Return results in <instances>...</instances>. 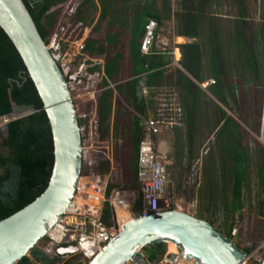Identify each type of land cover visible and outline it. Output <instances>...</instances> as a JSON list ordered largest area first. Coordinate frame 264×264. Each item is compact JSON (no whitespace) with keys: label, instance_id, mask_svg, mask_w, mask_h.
I'll return each mask as SVG.
<instances>
[{"label":"rangeland","instance_id":"374dc122","mask_svg":"<svg viewBox=\"0 0 264 264\" xmlns=\"http://www.w3.org/2000/svg\"><path fill=\"white\" fill-rule=\"evenodd\" d=\"M110 1L112 2L103 0L104 4ZM136 2L143 6L145 0H134L136 8L141 9ZM156 2L159 5V0H155ZM196 10L201 13L196 25L198 31L196 40L202 45L199 54L202 57H214L219 68L217 73L223 77L222 83L226 87L223 95L229 108L221 105L209 88H205L204 92L198 93L192 125L186 127L183 119L180 128L167 134L172 148L173 163L167 169L169 179L165 196L168 208L179 206L184 213L193 218L199 212L203 213L202 218L210 220L212 228L220 230L224 237L232 221L230 242L234 246L243 249L259 243L255 251L244 254V264H250L254 255L258 257L261 255L262 264L264 251L258 253V250L264 249V237L261 236L264 229V184L259 181L258 175L261 166L264 165V78L260 82L256 76L248 75L247 68L242 66L244 53L241 54L240 50L242 46L255 53L257 57L255 62L261 67L260 46L256 44L255 39H258V31L262 30L264 48V0H170V13L163 17L160 27L157 25V38L159 35L169 39L175 34L176 26L183 29L181 13H194ZM158 12H161V5ZM240 14L244 15L238 18L240 22L237 31L242 43L237 46L233 39L236 33L233 20ZM115 99L117 105L121 106L118 98ZM122 108L124 111L114 119L113 125L109 126L108 135L103 136L99 133L100 148L92 151L90 159L93 161L111 159L113 168L122 171L123 188L133 191L137 199L140 191L127 186L128 177L121 160V154L123 152L125 154L127 147L129 113L133 112ZM74 111L76 112V109ZM221 112L230 116L240 126L241 144L247 147L250 157L242 191L243 208L234 218L226 214L221 205L222 200L228 204L231 202L232 185L230 181L232 164L223 145L225 140L222 137L218 138ZM4 130L5 126L0 127L1 132ZM91 170L93 171L92 168ZM87 171L81 167L79 175H87ZM159 207L165 208L162 203H159ZM46 248H48L46 238L35 246V249L41 252ZM26 257L31 264H41L35 262L31 253ZM45 257L48 262L43 264L60 263L49 255ZM73 262L68 260L64 264Z\"/></svg>","mask_w":264,"mask_h":264},{"label":"trees","instance_id":"16d2710c","mask_svg":"<svg viewBox=\"0 0 264 264\" xmlns=\"http://www.w3.org/2000/svg\"><path fill=\"white\" fill-rule=\"evenodd\" d=\"M26 6L37 31L46 43L47 38L54 31L56 24L61 21L62 7L67 0H22ZM150 3L155 0H149ZM103 3V0H98ZM161 5V12L149 13L145 5L144 11L141 15L140 27L143 29L147 19H153L159 25L164 16L170 13V0H159ZM96 5L94 0H81L75 9L72 16V22H80L83 26H90L93 22ZM107 11L101 9V14H106ZM108 14V13H107ZM244 15V14H243ZM238 15L233 20V27L236 30L234 33L235 44L238 46L241 41L239 36L238 24L239 19L243 17ZM201 13L199 10L192 12H183L180 15L183 29L176 26L180 36L188 38H197L198 31L196 29L197 21ZM101 21L96 22L89 33L88 40H85V50L89 55L91 51L96 55H101L104 51L102 47L95 46L91 39L94 33L101 28ZM179 28V29H178ZM108 33V30L105 31ZM142 34V32H141ZM256 44L260 46L261 67L257 66L255 53L249 51L247 47L241 46L240 53H244L242 59V66L247 68L248 75L256 76L260 81L264 78V48H263V32L258 31V39ZM181 52V68L197 83L201 82L198 76L199 72V49L194 43L179 46ZM178 58V52H175ZM137 62L142 65H147V68L154 71L151 77L159 76L158 72L163 68L165 62L159 57L141 55L136 50ZM104 76L102 78L98 89L99 92L95 95V111L98 120V131L101 135L107 136L109 129V116L114 102L113 89L108 84L112 81L111 68L109 67V57L104 61ZM157 72V73H156ZM215 71L212 79L211 94L223 106L225 99L223 89L221 87L222 76ZM174 86L177 88L178 104L181 108V117L185 121L186 127H190L193 123L192 117L196 105V99L200 90L193 82L187 78L183 73L177 71L175 74ZM261 82V81H260ZM223 84V83H222ZM230 87V86H229ZM232 88V87H231ZM231 88H229L231 90ZM234 99V98H233ZM127 102V101H126ZM131 110L129 113V127L126 152L121 154L124 163V172L128 177L127 186L131 189H139V185L135 180L137 165H136V151L137 142L141 137V131L138 125V116L145 117V111L142 101L137 102L133 96L127 102ZM116 111L121 112L124 109L117 105L115 99ZM221 125L218 131V138H224V147L228 153V159L232 164L230 173V181H232L230 190V203L222 200L221 205L223 211L234 218L239 214L243 208L242 191L247 176V167L249 164V151L246 146L241 144V137L239 134L240 126L231 117L221 112ZM8 118V123L5 125L4 132L0 131V221L11 216L17 211L21 210L36 198H38L46 188L52 166V142L49 131L46 113L43 110L41 100L31 81L26 68L15 50L13 44L6 36L4 31L0 28V117ZM79 125V122H78ZM228 141V142H227ZM188 153V151H187ZM109 163L106 160L98 161L93 168V172L104 174L108 171ZM259 181L264 184V165L261 166L258 175ZM11 184L8 190H5L6 184ZM224 191H222L223 193ZM140 207V199L138 198L132 211L136 213ZM206 211V210H205ZM207 212V211H206ZM203 213L199 212L195 217L198 220L206 222L212 227V222L203 219ZM233 220V219H232ZM224 226V225H223ZM225 227V226H224ZM233 222L227 228V235L224 237L220 230H216L223 238L230 241L231 230ZM264 237V229L261 232ZM259 243H255L249 248H239L235 246L243 254H250L258 248ZM146 257V261L152 264L157 263L165 252V243L163 240H156L141 249ZM263 253V250H258ZM257 252V251H256ZM255 252V253H256ZM31 255L35 262L46 263L47 258L43 253L37 249H33ZM261 253V254H262ZM257 255V253H256ZM250 264H261V255L252 256ZM17 264H31L27 257L21 259Z\"/></svg>","mask_w":264,"mask_h":264},{"label":"built area","instance_id":"2783aa9c","mask_svg":"<svg viewBox=\"0 0 264 264\" xmlns=\"http://www.w3.org/2000/svg\"><path fill=\"white\" fill-rule=\"evenodd\" d=\"M80 1L67 0L62 7V20L56 24L45 43L46 50L56 59V65L76 109L80 168L88 170L87 175H79L81 183L76 182L66 209L45 237L48 248L42 253L56 259L59 264L68 260H73V264H86L117 237L123 225L133 219L155 216L164 211L186 214L179 206L168 208L165 196L169 144L164 136L183 125L181 108L177 102H160L156 115L152 117L136 115L141 131L136 151L135 180L140 189L137 197L140 199V207L136 213L132 209L137 199L133 191L123 188L122 171L113 168L111 159H103L109 163L106 173L98 174L91 170L98 163L90 159L91 153L100 148L95 95L99 92L102 74L95 71L101 64L100 60L89 59L85 55L88 28L80 22H72ZM156 30V22L147 19L138 44L141 55L152 54ZM171 65H175V62ZM213 83V80H209V84ZM8 121L7 117H0V127H4ZM159 203L165 208L160 209ZM125 213L127 219L124 222ZM169 254H164L159 264H201L192 258H186L177 247L174 253ZM136 256L144 258L141 249L137 250Z\"/></svg>","mask_w":264,"mask_h":264},{"label":"water","instance_id":"95a60500","mask_svg":"<svg viewBox=\"0 0 264 264\" xmlns=\"http://www.w3.org/2000/svg\"><path fill=\"white\" fill-rule=\"evenodd\" d=\"M0 28L35 86L52 142V166L45 190L33 202L0 221V264H17L46 237L66 209L79 177L80 139L75 111L56 59L46 50L22 0H0ZM146 93L144 78L136 79L137 102ZM156 240L174 244L186 258L201 264H244L245 255L214 228L175 211L129 221L86 264H126L137 250Z\"/></svg>","mask_w":264,"mask_h":264},{"label":"crops","instance_id":"0c3cea01","mask_svg":"<svg viewBox=\"0 0 264 264\" xmlns=\"http://www.w3.org/2000/svg\"><path fill=\"white\" fill-rule=\"evenodd\" d=\"M94 2L96 5V11L92 24L86 26L88 32L85 40H88L92 26L99 20L102 21L101 29L97 30L90 40H92L93 43L95 42L94 47L96 45L100 46L104 52L101 55H96V53L90 50L92 55H89L87 50H85V55L89 59L100 60L101 64L95 69V71L100 72L102 78H105L103 72L104 61L106 57H109V67L111 68V78L113 79L109 82L108 86L113 89L114 95V102L109 116V126L113 125L114 119L119 115V112L116 111L115 108V98H118L120 101L118 102L122 107L133 112L127 102H129L131 96L137 101V98L135 97V81L140 77L144 78L147 93L143 95L138 102L142 101L145 116L147 117L156 115L160 102L165 104L170 102L178 103L177 88L173 85L177 71L183 73L189 78L201 92H204L203 90L205 88H209L211 91L212 84H209V79L212 78L213 73L219 69L218 66H216L217 64H215L214 57H202L199 54L198 76L201 79V82L197 83L194 81L181 68V52L179 46L194 43L200 50V46L202 45L196 40V38L180 36L177 29L175 34L169 39L159 35L157 38L156 30V39L151 48L152 54L149 56L159 57L165 62L163 68L158 72L159 76L151 77L155 72L149 70L147 65H142L137 62L136 50L142 32V28L140 27L141 15L144 11L145 5L147 6L148 12L152 13L158 10L160 7L159 3V5H157V2L155 3L154 1L151 4L149 0H145L144 5L141 6L139 2H136L138 7H141V9H138L136 8L137 5H135L134 0H115L114 2L112 0V2L110 1V3L105 4L104 2L102 4L99 3L98 0H94ZM101 9L110 11H107L106 14L102 15ZM160 26L161 24H159V27ZM106 30H108V33L105 32ZM176 51L178 52V58H176L175 55ZM172 62H175V65H171ZM201 83L202 85H200ZM222 86H224V84L221 83V87ZM164 139L169 144L167 135L164 136ZM169 245L165 243V255H170L169 253H172L169 251ZM142 253L144 258L140 259L135 255L126 264H152L146 261L145 254L143 251ZM159 261L155 264H159Z\"/></svg>","mask_w":264,"mask_h":264},{"label":"flooded vegetation","instance_id":"af4514ba","mask_svg":"<svg viewBox=\"0 0 264 264\" xmlns=\"http://www.w3.org/2000/svg\"><path fill=\"white\" fill-rule=\"evenodd\" d=\"M226 100H227V99L225 98V105H226L225 107L229 108V106H228ZM229 117H230V116H229ZM171 150H172V148H171L170 145H169L167 169H168L169 166H171V164H173V163H172V157H171ZM167 175H168V170H167ZM168 179H169V175H168ZM167 183H168V182H167ZM10 186H11L10 183H9V184H6L5 190H8V188H10Z\"/></svg>","mask_w":264,"mask_h":264},{"label":"bare ground","instance_id":"6f19581e","mask_svg":"<svg viewBox=\"0 0 264 264\" xmlns=\"http://www.w3.org/2000/svg\"><path fill=\"white\" fill-rule=\"evenodd\" d=\"M77 182H78V183H81V180H80V179H77ZM123 219H124V222H125V220L127 219V214H126V213L123 215ZM50 229H51V228H50ZM49 231H50V230H49ZM49 231H47L46 234H48ZM169 244H170V245H169ZM167 245H169V246H168V247H169V251L172 252V253H174L175 250H176V246H175L174 244H172V243H167ZM198 263H200V262H198Z\"/></svg>","mask_w":264,"mask_h":264}]
</instances>
